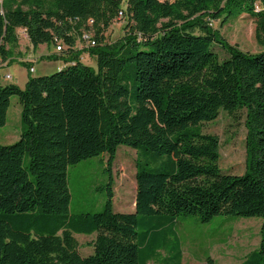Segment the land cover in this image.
I'll list each match as a JSON object with an SVG mask.
<instances>
[{"label":"trees","instance_id":"obj_1","mask_svg":"<svg viewBox=\"0 0 264 264\" xmlns=\"http://www.w3.org/2000/svg\"><path fill=\"white\" fill-rule=\"evenodd\" d=\"M120 11L126 33L108 42ZM243 14L264 46V0H3L0 64L20 28L34 48L61 47L46 59L66 64L25 89L0 83V127L13 96L22 108L20 139L0 144V264H139L138 217L181 215L260 217L259 245L240 264H264V51L244 52L213 28ZM243 107L246 169L225 174L219 139L201 124ZM121 145L136 150L135 212H114L110 184L101 212L71 213L68 168L108 154L110 169ZM94 232V253L83 257L74 234Z\"/></svg>","mask_w":264,"mask_h":264},{"label":"rangeland","instance_id":"obj_2","mask_svg":"<svg viewBox=\"0 0 264 264\" xmlns=\"http://www.w3.org/2000/svg\"><path fill=\"white\" fill-rule=\"evenodd\" d=\"M126 2H123L125 8ZM126 16L117 17L105 32L108 42H115L126 33ZM255 19L249 15L232 16L228 20L213 22L230 44L244 52L264 51V46L255 39ZM18 46L11 49L9 59L0 66V83L17 84L25 89L29 77L52 74L58 69L55 61L38 59L34 62V72L29 71L32 60H26L33 45L24 34L19 33ZM25 38V39H24ZM54 46L41 44V48ZM31 48L30 50L28 48ZM212 49L225 59L229 54L218 43ZM29 62V64H27ZM81 62L97 68L96 60L88 53ZM33 66V65H32ZM12 79L6 80L5 75ZM21 105L18 97L13 96L7 114V122L0 127V144L11 145L20 139L22 133ZM247 109L234 111L221 110L215 120L201 124L202 131L219 139V167L222 173L241 175L246 169V125ZM136 150L127 145L118 148L115 160L108 168V154L82 160L68 168L69 189L71 192L70 211L73 214L101 212L108 199L111 184L114 194L113 210L119 213L135 212L136 196ZM29 157H24V166ZM137 243L140 248L139 264H144L147 255L158 250L147 264H238L245 259L260 240L262 219L258 216H216L203 222L198 216L181 215L175 221L159 223L139 216ZM79 242V252L83 257L94 253L93 234H74ZM181 251V258L178 255Z\"/></svg>","mask_w":264,"mask_h":264},{"label":"crops","instance_id":"obj_3","mask_svg":"<svg viewBox=\"0 0 264 264\" xmlns=\"http://www.w3.org/2000/svg\"><path fill=\"white\" fill-rule=\"evenodd\" d=\"M18 33H21L23 35V29H21V28L18 29ZM25 41H28L29 43H31L28 38H26ZM83 46H84L83 43H81L79 41L77 42V48L78 49H82ZM28 49L30 50L31 48L29 47ZM50 55H56V56L59 55V51H57L56 46L55 47L54 46H48V48H41V45H39L38 47L33 48V50L28 53L26 60H32V62L30 63V66H32V65L34 66V62L38 61V59H43V58L46 59V57L50 56ZM85 56H87V53H83L81 58H84ZM49 61H55V63H57L56 64L57 69H60L61 67L65 66V64H66L62 59L49 60ZM3 64L5 65V63H3ZM0 66H1V64H0ZM135 198H136V196H135ZM259 242H260V240H259ZM240 263H238V264H240Z\"/></svg>","mask_w":264,"mask_h":264},{"label":"built area","instance_id":"obj_4","mask_svg":"<svg viewBox=\"0 0 264 264\" xmlns=\"http://www.w3.org/2000/svg\"><path fill=\"white\" fill-rule=\"evenodd\" d=\"M2 3H3V0H0V5H2ZM123 15H124V12L123 11H120L118 16L119 17H123ZM23 34L25 36H27L25 30H23ZM84 39L86 40V42L90 43L91 45H94L95 44L94 41H91L90 40V36L87 35V34L84 35ZM56 49L59 51V50H61V47L57 46ZM1 65H4V64L2 63ZM34 70H35L34 66H31L30 69H29V71L31 73L34 72ZM5 79L6 80H11L12 79V75L11 74H6L5 75Z\"/></svg>","mask_w":264,"mask_h":264}]
</instances>
